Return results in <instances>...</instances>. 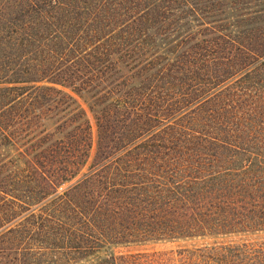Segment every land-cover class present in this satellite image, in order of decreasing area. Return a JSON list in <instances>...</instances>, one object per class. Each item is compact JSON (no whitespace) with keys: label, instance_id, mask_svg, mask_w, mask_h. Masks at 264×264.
<instances>
[{"label":"trees","instance_id":"trees-1","mask_svg":"<svg viewBox=\"0 0 264 264\" xmlns=\"http://www.w3.org/2000/svg\"><path fill=\"white\" fill-rule=\"evenodd\" d=\"M189 1L0 17V264H264V21Z\"/></svg>","mask_w":264,"mask_h":264},{"label":"rangeland","instance_id":"rangeland-1","mask_svg":"<svg viewBox=\"0 0 264 264\" xmlns=\"http://www.w3.org/2000/svg\"><path fill=\"white\" fill-rule=\"evenodd\" d=\"M15 1L16 0H0V17L4 18L8 14H10V8L13 2ZM197 1H198L197 8H195V6L192 4L194 3V0L189 1V3L187 2L190 5L191 9L189 13H187L186 10L183 11L184 13H187L184 19L180 20L178 17H176V19L169 20L173 22L168 21L169 29L162 35V39L165 38L166 33L168 31L170 33L169 35H172L170 37L174 39L173 36H175L176 28H178L179 30L181 29L182 35L195 33L198 30V27L196 26L197 22L195 19L196 18L199 19L201 17H210L209 20L206 21L219 20L218 23L215 25H220L219 28L222 30L228 26L229 27L228 30L232 31V33H237L239 29L241 30L244 27L242 25L246 21L256 20L258 22V24L256 25H259L261 23L259 21L261 20L264 21V0H197ZM209 6L213 7V9L209 8ZM251 12H254V14ZM222 19H224L225 22H223ZM222 25H225L224 26L225 28H223ZM159 44L161 45V40L159 41ZM72 96L76 98L80 106L86 110L87 116L93 125L92 117L90 112H88L87 110L86 104L82 102L81 99L75 94H72ZM66 185L67 184L63 185L61 189L64 188ZM61 189H58V191H60ZM2 203L0 202V207H7V204H2ZM43 205L44 204L39 203L28 207H43ZM175 244L176 243L173 244L157 243V244H147V245L119 246L112 250L115 251L116 254H120V253L135 252L137 250H144V249H165V248L173 247L175 246ZM106 252H107L106 250H101L98 255L102 256Z\"/></svg>","mask_w":264,"mask_h":264}]
</instances>
